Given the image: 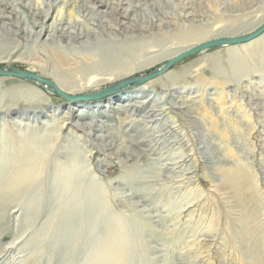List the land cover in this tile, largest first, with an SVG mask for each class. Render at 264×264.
I'll use <instances>...</instances> for the list:
<instances>
[{
	"label": "rangeland",
	"instance_id": "obj_1",
	"mask_svg": "<svg viewBox=\"0 0 264 264\" xmlns=\"http://www.w3.org/2000/svg\"><path fill=\"white\" fill-rule=\"evenodd\" d=\"M53 1L58 2L57 7L47 24L52 23L57 11L60 17L81 24L91 21L88 10L70 6L71 0H24L21 6L16 5L17 10L8 9L3 14L12 22L16 16L22 17L28 25L33 12L46 10ZM104 1L118 8L122 0ZM167 1L158 4L172 17L171 25L162 31L156 28L145 39L141 37V46H168L184 37L188 29L202 34L221 21L229 26L243 21L238 24L242 26L264 15V0ZM182 1H191L192 8L206 17H199L193 25L184 22L180 18ZM78 2L81 4V0ZM146 9L150 15L155 12L149 6ZM10 29L14 31L16 27L12 25ZM42 42L15 39L0 25V54L30 50L33 55L29 60L40 66L27 65L28 60L21 59L11 65L13 68L44 76L52 63L41 48ZM210 53H197L169 69L174 72L172 82L175 80L177 89L158 86L150 90L153 93H147L148 97L156 93L155 98L162 101L164 108H169L170 101H184L194 118L181 122L176 116L172 121L173 126L182 123L179 127L184 130L169 135L160 128L161 123L142 124L140 117L131 121L112 109L118 113L96 121L97 125L105 122L102 135L111 134L106 144L115 148L107 152H97V140L70 128L76 120L63 119L70 106H65L64 99L53 92L44 90L50 100L46 106L39 105L42 108L35 113L23 97L6 87L0 89V107L4 104V110L0 108V264H264V73H258V63L264 55L239 63ZM202 56H206L204 60ZM2 61L0 67L5 65ZM90 93L94 92L85 94ZM118 103L121 102L111 101L106 108L102 103L97 109L108 112ZM39 111L45 115L38 117ZM129 121L148 126L145 136L152 147L146 145L145 149L150 148L153 157H144L140 162L134 159L136 154L128 143L129 135L134 134L131 123L125 124ZM125 145L128 154L118 153L117 148ZM129 154L132 160L126 161ZM168 160L175 165H166L174 169L172 173L164 170ZM142 173L143 178H148L139 179ZM121 175L125 176L121 182H115ZM241 181L245 187H240ZM144 184L148 187L144 188ZM139 186L143 192L138 191Z\"/></svg>",
	"mask_w": 264,
	"mask_h": 264
},
{
	"label": "bare ground",
	"instance_id": "obj_2",
	"mask_svg": "<svg viewBox=\"0 0 264 264\" xmlns=\"http://www.w3.org/2000/svg\"><path fill=\"white\" fill-rule=\"evenodd\" d=\"M134 1L135 2L132 3L131 0H122L121 2L118 3V5H116L118 8H115V7H113V5H114L113 2H105L104 0H88V2H86V3L83 0H81V4H80V2H78V0H71L70 6L71 5H74V6L77 5V6L82 7V9L85 8V10H88V12L91 14V21L89 23L83 22L84 24H81L78 22V20L74 21V20H71L70 18L60 17L61 16V15H59L60 12L57 11V14L54 17L52 23L47 24V22L49 21V18H50L49 15H50L51 11L57 7L58 2L53 1L49 5V8H47L46 10H41V11L39 10V11L33 12L32 13L33 19H32V21L28 22L29 24L27 25L26 23H24V18L16 16L15 21L12 22V20L10 18L6 17L4 15L5 13L3 12V11H7L8 9H10L11 11L17 10L16 5L21 6L22 2L24 3V0H19V1L17 0L15 2H12L11 0H0V25L2 26V29H5L7 32L13 34L15 39H22V40H25L26 42H32L33 44H39L43 40V42L41 44V48L44 47L45 50L44 49L43 50L45 52V55H47L49 57L52 65L50 64L51 66H50L49 70L44 71L45 72L44 76H42L40 73H39L40 75H38V74L37 75L39 77L45 79V80L52 82L55 85V87L59 91H61L62 93L66 94L68 96H71V97H77V96H81V95H86L85 93L90 92V91L97 93V92L105 89L106 87H110V86L117 85L120 83L122 84V83L128 81L129 79H131L133 77H139L140 78V77H143L147 73H151V72L154 73L157 70L161 69L162 66H164V64L169 59H171V58H173V57H175V56H177V55H179V54H181L187 50H190L194 47L202 45L206 42L217 40V39H223V38H236V37L249 36L264 24V15L262 17H260V19H258L255 23H250L248 25L247 24L246 25L241 24L242 26H238V24L242 23L243 21L239 22L237 24V26L232 25V23H230V22L229 23L231 25L229 26L227 24H223V21H221L220 23L216 24L215 27H213L211 30L207 29V32L204 31L202 34L194 32L195 30H193V28L188 29L184 37H182L178 42H176L174 44H170L168 46H165V44H153L150 47L141 46L140 45L141 37L144 38L147 35H152L156 28H158L159 31H162L163 29H167L171 25V18L172 17L167 16L160 9L159 4H158L160 2L168 3L167 0H134ZM219 1L221 2V0H219ZM231 1H233V0H231ZM117 2H116V4H117ZM191 3H192L191 1H188V2L182 1L180 7H181V11L183 13L180 14V18H183L184 22L189 23L190 25H193V24L197 23L196 20L199 17L205 18L206 15L198 14L197 11H195L192 8ZM66 4H67V2H66ZM123 5H125L126 8H124ZM146 6L153 8L155 10L154 14L150 15L146 9ZM100 8H104V10L100 9ZM32 9H31V11H32ZM41 9H43V8H41ZM28 10H30V9H28ZM138 12L142 13L143 15L142 14L140 15V13H138ZM236 12H237V10H236ZM252 13H254V12H252ZM10 14H12V12H10ZM78 15H80V14H78ZM224 15H222L224 18H225V16L227 17V15H225V16ZM233 16L235 17V15H233ZM255 16H257V15H255ZM3 19H8L10 23H7ZM239 19H240V17H239ZM255 19H257V18H255ZM41 20H43V21H41ZM80 21H82V20H80ZM112 21H114L116 23L113 25ZM227 21H231V20H227ZM233 23L235 24V22H233ZM12 25L16 27V29L14 31H12V29H10V27ZM201 26H204V24H202ZM34 28H39V29H38V31H34L33 30ZM205 28H208V27H205ZM34 49H35V47H34ZM24 51H20V50L12 51V50H10V51L2 52L0 55L1 56L3 55V57H0V59L3 60L2 64H5L3 67L4 68H13L11 66L12 64H18L21 62V59H26V60H28V62L26 63L27 65H30L33 67L36 66L37 68L38 67L40 68V66L38 64L31 63V60H29V58H32V56H31L32 53L28 52L30 50H28L27 52L26 51L24 52ZM208 51H212V53H210V56H213L216 58L220 57L221 59L228 57V58H230V60H236L239 63L242 62V59L244 60L245 58H248V57H251V58L253 56L260 57V55H262V56L264 55V33H262L261 35H259L255 39L250 40V41L245 42V43H242V44L225 45V46L212 48L209 50L206 49L202 52H208ZM202 52H200V53H202ZM256 55H259V56H256ZM203 57H206V56H202V58ZM207 57H209V56H207ZM204 59L205 58H203V60ZM39 62L41 63V61H39ZM257 62H259V61H257ZM260 62L258 63V64H260V65H258L259 66V68H258L259 72L258 73H259V75L262 76V74L264 73V60L261 63ZM252 64H254V63H252ZM253 66H255V64ZM154 67H156L155 70H153ZM143 71H145L144 74L142 73ZM242 72H244V70ZM247 72H249V71H247ZM250 74H251V71H250ZM174 78H175L174 72L169 70L167 73L161 74L158 77H156L154 80H151V81H149L143 85L137 86V87L132 88V89L122 90L117 94L108 96V97L101 99V100L86 101V102L85 101L70 102V101L64 100V105L65 106L69 105L70 107H68L67 111L64 112L65 114H64L63 119H64V121H70V120L75 121L76 120L75 122L70 124L71 125L70 128L75 132L86 133L88 137H91V138L97 140L98 143L94 144L95 145L94 147H96L97 152H99V153L113 150V148H115V147H114V145L106 144V141L108 139L110 140L112 138L111 134L110 135H107V134L102 135V132H103V130H105L104 127L106 128V125H105V122H99L103 126H101L100 124L97 125L96 124L98 122L97 120H98V118L110 119L113 117V114H117L118 112L123 113L124 116L127 117V119L130 118L131 121H132L133 117L134 118L140 117L143 121L142 124H144V122L152 123V124L153 123L154 124L155 123L156 124L161 123L160 128H162V130H165V131L167 130V133L169 135L177 134V132H179V129H183V128L179 127L182 125V123H181V125L173 126L175 123L172 121L176 118V116L180 117L179 119L181 120V122L189 121V120L194 118L190 114L188 106L184 105V101H180V102L177 101L176 103H173V101H170V102H168L170 104L169 108L168 107L164 108L162 101H157V99L155 98L156 93L152 97L151 96L148 97L149 92L153 93L150 90L156 89V87H158V86H160L161 89H162V87L163 88L164 87H167V88L172 87V90L177 89L178 87L174 89L175 83H176V82H174L175 80L172 82V80ZM177 79H178V77H177ZM20 81H22V82H19L17 80L16 81L15 80H9L8 78H0V89L6 87L7 91H11V92L17 94L19 97H23L24 101L26 100V102L28 104H30V105L32 104V106L31 107L29 106V107L32 108V111H34L35 113L37 112L36 111L37 109L42 108L43 106H46L48 104L50 99H49V96L47 94H45L46 91L44 92L45 89L48 90L47 87L40 85L37 82H31V81H26V80H20ZM164 81H166L167 83L169 81L170 83H168V85H166L163 83ZM229 83H231V81ZM226 84H227V82H226ZM104 85L106 86L105 88L98 90L100 87H102ZM163 90H165V89H163ZM90 94H92V93H90ZM175 97L176 96H174L173 94L171 95L172 99H175ZM5 98H6V96H5ZM111 101H117V102H121V103L120 104L118 103V105L115 108L112 106L109 107L110 110L108 112H104V111L99 112L98 109H100V104L106 103V106H105V108H106L107 105L110 104ZM4 102H6V101H4ZM39 105H42V107H39ZM2 106H4V104ZM2 106L0 108H2ZM2 109L4 110V108H2ZM78 109H80L79 110L80 113H76V111H78ZM112 109L113 110L117 109L118 112H114V111H112ZM57 110L58 109L53 110L52 112H54V111L56 112ZM90 111H92V113H90ZM44 115H45V113L42 111H39V113L37 114L38 117H43ZM86 118H89L90 121L87 123H80L79 122L80 119H86ZM138 120H137V122H138ZM131 121H129L125 124H130ZM55 122H56V120H55ZM56 123L54 124L55 126H56ZM125 124H122V125H125ZM138 124L137 123H133V124L131 123L130 124L131 125L130 130L133 132L134 136L129 135V137H128L129 138L128 143L130 144L129 147L133 148V151L136 154V156H133V157H134V159H136V161L137 160L139 161V159L141 160L144 157H145V159L150 158L151 156L153 157V154H152V151L150 150V148L145 149L146 145L148 144L147 142H149V140L145 136L147 133V129H149V128H148V126L146 127V125L141 126ZM54 125H52V127ZM61 129H62V127H61ZM152 129H153V126H152ZM153 132H155V130ZM95 133H100V134L95 135ZM109 133H110V131H109ZM138 137H141V139H137ZM153 137H155V136H153ZM58 138H60V137H58ZM155 138H157V137H155ZM56 139H57V137H56ZM159 140H160V138H159ZM157 141H155V142H157ZM151 144H152V142H151ZM150 145H147V146H150ZM206 145H207V143H206ZM208 146H210V145H208ZM125 147H126V145L124 147H118L117 152L118 153L119 152H125V153L129 152V150L127 152L125 151L126 150V149H124ZM151 147H152V145H151ZM127 148H128V146H127ZM131 148H130V150H131ZM208 149H209V147H208ZM158 150H157V152H158ZM162 152H164V151H162ZM204 152H206V149L204 150ZM204 152H203V154H204ZM154 155H155V157L157 156L156 153ZM128 157H131V155L130 154L127 155L126 161H131L132 159H129ZM177 157H178V155H177ZM201 157H199V158H201ZM161 160H163V159H161ZM147 162H149V161H147ZM184 162H186V160H184ZM203 163H205V162H203ZM151 165H152V163H151ZM156 165H157V163H156ZM166 165L170 166V167L172 166V168H173L175 165L172 164V162L167 164V161H166V164L164 165L165 166L164 170L169 171V172L174 170V169H167ZM128 169L129 168H127L126 170H128ZM165 171H164V173H165ZM142 172H145V171L143 170ZM146 172H147V170H146ZM195 172H197V171H195ZM216 172H217V170H216ZM144 174L142 173L141 174L142 176H140L139 179L143 178V176L145 177ZM137 175H138V173L136 174V176ZM146 176H147V173H146ZM123 177H125V176L121 175L120 179H114V180H116L115 182L119 183V182H121ZM146 178H148V177H146ZM146 178H143V179H146ZM131 179H133L132 176H131L129 181H131ZM136 182H138V181H136ZM141 182H143L142 179H141ZM141 184H143V183H141ZM238 184L240 185V187H245V185H246V183L243 181L239 182ZM128 185L129 184L126 183L125 188H128L129 187ZM135 185L136 184H134L133 186L135 187ZM171 185H172V182H171ZM121 186H122V184H121ZM143 187L147 188L148 186L145 187V184H144ZM143 187H142V189H143ZM168 187H170V186H168ZM168 187L166 186L167 189H168ZM138 188H140V186L137 187V189ZM162 188H163V185H162ZM142 189H138V191L141 190V192H143ZM117 190H118V188H117ZM135 190H136V187H135ZM169 190H170V188H169ZM22 207H23V205H22ZM24 212H25V210H24Z\"/></svg>",
	"mask_w": 264,
	"mask_h": 264
},
{
	"label": "water",
	"instance_id": "obj_3",
	"mask_svg": "<svg viewBox=\"0 0 264 264\" xmlns=\"http://www.w3.org/2000/svg\"><path fill=\"white\" fill-rule=\"evenodd\" d=\"M262 33H264V24L261 27H259L256 31H254L251 35L246 36V37L223 38V39H217V40L206 42L202 45L194 47L190 50H187V51L169 59L164 64V66H162L161 69L157 70L154 73L153 72L147 73L143 77H140V78L139 77H133V78L129 79L128 81L122 83V84L120 83L117 85L106 87L105 89H103L97 93L86 94V95H81V96H77V97H71V96H68V95L62 93L61 91H59L55 87V85L52 82L45 80V79L39 77L37 74L29 72V71H21V70H18L16 68L0 67V78H17L20 80L37 82L38 84L47 87L49 91L53 92L54 94H56L60 98L67 100V101H70V102H73V101H85V102L86 101H97V100L104 99L108 96L117 94L122 90L132 89V88H135L137 86L143 85V84L155 79L159 75L167 72L174 64H176V63H178V62H180V61H182V60H184V59H186L192 55L200 53L206 49L216 48V47L225 46V45L242 44V43H245V42H248L250 40L255 39L256 37H258Z\"/></svg>",
	"mask_w": 264,
	"mask_h": 264
}]
</instances>
